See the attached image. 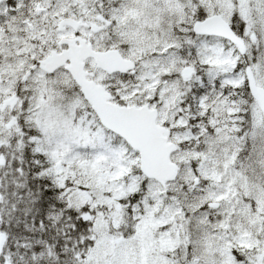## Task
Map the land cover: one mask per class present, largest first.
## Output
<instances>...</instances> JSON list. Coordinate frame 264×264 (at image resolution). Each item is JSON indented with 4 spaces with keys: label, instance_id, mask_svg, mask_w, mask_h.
<instances>
[{
    "label": "snow or ice",
    "instance_id": "6c2138e0",
    "mask_svg": "<svg viewBox=\"0 0 264 264\" xmlns=\"http://www.w3.org/2000/svg\"><path fill=\"white\" fill-rule=\"evenodd\" d=\"M0 264H264V0H0Z\"/></svg>",
    "mask_w": 264,
    "mask_h": 264
}]
</instances>
